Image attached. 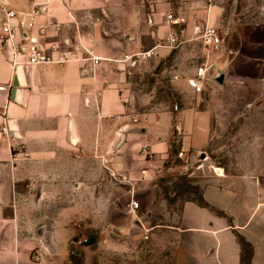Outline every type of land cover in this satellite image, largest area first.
I'll list each match as a JSON object with an SVG mask.
<instances>
[{"label":"crops","instance_id":"crops-1","mask_svg":"<svg viewBox=\"0 0 264 264\" xmlns=\"http://www.w3.org/2000/svg\"><path fill=\"white\" fill-rule=\"evenodd\" d=\"M35 7L41 13L32 33L46 44L67 40L68 61L14 71L0 45V86L6 87L0 106H7L11 126L9 136L0 133V264H68L61 242L69 244L73 229L66 224L83 209L93 206L100 225L129 224L104 190L125 181L131 191L139 182L152 186L165 160L183 152L192 162L209 145L212 114L197 101L141 110L128 86L129 60L150 49L166 54L211 27L222 42L205 48L199 68L215 72L214 81L223 73L225 85L264 78V21L229 18L224 0H3L0 29L5 11ZM172 31L176 47L154 48ZM86 49L101 58L98 64ZM198 178L207 206L183 202L173 227V264H264L263 182L212 169ZM57 205L63 206L58 215ZM240 236L253 247L248 263Z\"/></svg>","mask_w":264,"mask_h":264},{"label":"rangeland","instance_id":"rangeland-1","mask_svg":"<svg viewBox=\"0 0 264 264\" xmlns=\"http://www.w3.org/2000/svg\"><path fill=\"white\" fill-rule=\"evenodd\" d=\"M224 5L229 18L264 21V0H224ZM206 47L201 38L161 56L129 60L128 86L134 99L141 100V110H176L197 101L212 114L210 142L192 162L184 161L179 152L165 160L152 186L139 182L131 191V182L123 180L120 189L104 190L116 199L113 208L118 216L122 215L119 211L127 212L129 224L126 228L112 221L100 225L92 218L93 206L83 209L80 218L66 224L73 229L69 244L61 242L62 247L68 246V264H173V227L179 225L183 202L201 196L198 175L212 169L216 174L257 178L264 185V78L248 86L220 85L212 72L207 73L202 91H196L188 80L196 76ZM132 200H138L140 208L131 224ZM55 208L58 215L63 206Z\"/></svg>","mask_w":264,"mask_h":264},{"label":"built area","instance_id":"built-area-1","mask_svg":"<svg viewBox=\"0 0 264 264\" xmlns=\"http://www.w3.org/2000/svg\"><path fill=\"white\" fill-rule=\"evenodd\" d=\"M3 0H0L2 3ZM41 11L39 7H35L28 13H20L15 10L5 11L4 20L0 29V45L6 51L7 57L14 69L18 71L26 66H33L43 63H64L68 61L67 46L68 41L54 42V43H43L40 36L32 33L34 30V24L36 17L40 15ZM170 20H173V15H168ZM51 24L45 25V28ZM54 28L58 30L60 25L58 23L53 24ZM201 38L206 46H213L218 48L221 45L222 38L216 29L211 27H205L201 32ZM179 44V37L175 31H172L170 35L161 39L155 46L163 48H174ZM83 47V46H82ZM89 54L88 59H92L95 64H98L101 60L100 57L94 56L91 52L86 49ZM153 50L150 49L141 53V56H152ZM208 69L200 67L197 75L190 78L189 84L196 91L201 92L205 80L207 78ZM6 89L5 86H0V90ZM134 122H137V117L133 118ZM0 133L2 135L9 136L11 134L10 119L8 115L7 106H0ZM180 152L179 155H182ZM217 172V171H216ZM221 174V173H219ZM140 208L138 200H132L129 207L131 214H136ZM148 239L149 235H145Z\"/></svg>","mask_w":264,"mask_h":264},{"label":"trees","instance_id":"trees-1","mask_svg":"<svg viewBox=\"0 0 264 264\" xmlns=\"http://www.w3.org/2000/svg\"><path fill=\"white\" fill-rule=\"evenodd\" d=\"M173 153L176 154L177 152L174 150ZM194 200H196L202 206H207V202L204 200L202 193H201L200 198L194 199ZM239 241L242 246V260L243 262L248 263L251 258L252 252H253V247L249 242L246 241L244 237L240 236Z\"/></svg>","mask_w":264,"mask_h":264},{"label":"water","instance_id":"water-1","mask_svg":"<svg viewBox=\"0 0 264 264\" xmlns=\"http://www.w3.org/2000/svg\"><path fill=\"white\" fill-rule=\"evenodd\" d=\"M215 81H216L217 83H219L220 85H222L223 82H224V74H223V73H220L219 75H217V76L215 77Z\"/></svg>","mask_w":264,"mask_h":264},{"label":"bare ground","instance_id":"bare-ground-1","mask_svg":"<svg viewBox=\"0 0 264 264\" xmlns=\"http://www.w3.org/2000/svg\"><path fill=\"white\" fill-rule=\"evenodd\" d=\"M219 172V170H217Z\"/></svg>","mask_w":264,"mask_h":264}]
</instances>
